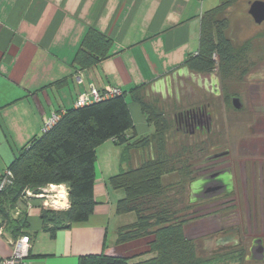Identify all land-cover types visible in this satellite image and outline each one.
<instances>
[{
  "label": "crops",
  "instance_id": "0c3cea01",
  "mask_svg": "<svg viewBox=\"0 0 264 264\" xmlns=\"http://www.w3.org/2000/svg\"><path fill=\"white\" fill-rule=\"evenodd\" d=\"M220 2L0 0V185L5 169L19 149L41 133L45 120L56 111L72 108L76 96L88 92L90 86L100 92L115 87L125 93L143 86L142 93L153 94L152 85L169 83L186 70L178 67L188 55L197 53L201 18ZM91 27L112 39V56L79 71L73 57ZM126 100L137 135L151 136L153 127L139 105L129 96ZM101 145L95 150L96 206L86 221L59 230L52 237L43 231L39 218L40 209L49 206L46 198L20 200L17 204V211L28 224L21 235L30 240L29 264H78V258L85 255L130 257L147 250L146 238L116 244L117 229L134 223L136 218L133 213L116 214V203L124 192L108 183L120 169L123 148L113 144L118 151L113 155L109 151L103 159L107 148ZM135 154L133 167L137 165ZM54 188L65 193L59 210H66V187L53 185L48 190L53 193ZM0 229L3 259L11 255L14 239L6 228Z\"/></svg>",
  "mask_w": 264,
  "mask_h": 264
},
{
  "label": "trees",
  "instance_id": "16d2710c",
  "mask_svg": "<svg viewBox=\"0 0 264 264\" xmlns=\"http://www.w3.org/2000/svg\"><path fill=\"white\" fill-rule=\"evenodd\" d=\"M220 1L219 6L203 14L197 53L188 55L179 69L205 76L214 73L215 65L220 73L228 72L234 65L239 50L225 35V22L219 19V14L224 7L240 0ZM111 46V38L91 27L73 57V64L79 71L94 67L112 56ZM143 88L138 86L128 93L119 89L121 95L118 97L81 107L75 106L78 94L72 108L54 112L57 119L50 125H43L41 133L30 138L5 169L11 176L0 185V228H6L16 240L28 227L16 209L17 204L43 194V189L53 185L66 187L69 206L66 210L41 208L39 218L43 231L53 237L59 230L86 221L96 206L93 197L95 150L111 140L115 146L123 148L120 169L108 179L112 189L124 192L115 211L118 215L133 213L136 218L134 223L117 229L116 244L146 238L149 239L147 250L130 257L103 253L85 255L78 258V264H202L197 244L185 236L184 216L178 214L177 202L166 201L164 196L167 187L163 177L176 173L174 163L181 155L178 150L167 152L164 133L168 129V119L146 101L147 91L142 93ZM104 91L98 92L102 96ZM126 96L139 105L146 122L153 127L151 136L137 135ZM153 142L157 143L156 153L142 158L132 167V152H142Z\"/></svg>",
  "mask_w": 264,
  "mask_h": 264
},
{
  "label": "flooded vegetation",
  "instance_id": "af4514ba",
  "mask_svg": "<svg viewBox=\"0 0 264 264\" xmlns=\"http://www.w3.org/2000/svg\"><path fill=\"white\" fill-rule=\"evenodd\" d=\"M262 78L257 73L247 78L248 83L245 78L243 98L234 85L229 86L231 91H224L220 78L215 83L217 89L213 80L208 79L197 92L190 85L191 76L186 70L169 83H158L152 91L163 104L179 108L172 112L165 140L167 144L177 142L182 184L187 186L188 201H195L187 204L185 210L197 205V210L201 211L183 217L186 238L198 242L197 235L189 237L186 231L193 218L197 217L195 221L200 223L195 232L205 230L204 220L214 223L215 228L210 233L216 252L212 254L236 256L240 264H264V138L258 142L249 135V132H263L264 120H259L258 124L253 121L254 125L250 124L245 131L246 138L231 142L232 145L220 138L238 122L235 114L250 113L248 119L251 113L264 114V83L258 86ZM232 79L228 80L231 84ZM194 99L197 100L193 104ZM219 106L228 108L232 119L224 118ZM188 137L195 138L188 142ZM241 201L244 202L245 223L240 222V217L234 223L230 217L235 210L240 212ZM190 232L192 234L193 229ZM198 237H202L201 233Z\"/></svg>",
  "mask_w": 264,
  "mask_h": 264
},
{
  "label": "rangeland",
  "instance_id": "374dc122",
  "mask_svg": "<svg viewBox=\"0 0 264 264\" xmlns=\"http://www.w3.org/2000/svg\"><path fill=\"white\" fill-rule=\"evenodd\" d=\"M253 1H256V0L237 1L232 6L224 7L220 11V14H219V19L225 22V30H224L225 35L230 39L234 48L237 51L239 50V52L236 53L237 60L235 61L234 65L228 70V72L220 73L217 65H215L213 72L216 73L217 79L219 78L221 79V86L224 87V91H231V88L229 86L234 85L236 87L235 90L238 92H241L242 98H243V92H246L245 85L243 83L245 78L248 83L249 79L247 78H249L250 75L257 73V75H262L263 77L261 80H259L261 81V83L259 82L258 86H261V84L264 83V22H262L261 24H255L252 18L249 16L248 14L249 5ZM259 1H264V0H259ZM232 78H234V83L231 84L229 81L233 80ZM217 83H218V80H217ZM190 85L193 86L192 88L194 90H196L197 92H200L199 87L198 89L197 86L191 82H190ZM144 97L146 98V101L150 102L156 108L158 112L164 113L166 115V118L168 116L167 126L169 129L171 125L170 118H171L172 112H174L175 110L179 108L177 106H172V105L169 106L167 104H163L159 97H156L150 92L149 93L147 92ZM196 100L197 99H194L192 103L194 104ZM127 102L129 103V101ZM220 109H222L224 112V116H225L224 118H228V116L230 115L228 108L226 109L225 107H220ZM245 113L240 112L238 114H235L237 118L236 120H238V122H236L235 125L232 124L231 128L228 129V131L224 133L226 136L224 135L223 137L220 138L221 141H225L229 145H232L230 144L231 142L234 143L240 139L246 138L245 131L248 129V126L250 124L254 125L253 121H258V122H255L258 124L259 120L261 119L264 120V114L256 113L252 115L251 113V116H249L250 119H248L247 116L250 113L248 115H246ZM229 117L232 119L231 116ZM168 129L164 133L165 136L168 134ZM249 135H250V138L257 139V141L259 142L260 140L264 138V131L260 133L259 132H256V133L249 132ZM194 138L195 137H188L187 141L191 142L193 141ZM175 143L177 145V142ZM175 143H170L167 145L168 146L166 149L168 150L167 152L176 151L177 146L175 145ZM227 143H225V146L227 145ZM101 147L104 149L107 148L106 150H104L103 159L105 158V154L106 156H109V151H110V154L112 155H113V152L118 151L117 147L113 146V144L103 143ZM150 147L144 149L142 152L140 150H135L134 152H132V154L136 153L135 160H136L137 165L141 162L139 157L141 159L149 158L150 156L154 155L153 154L154 152L156 153L157 143L153 142ZM100 150H98V156L101 155ZM138 155L140 156L138 157ZM174 164L176 168L175 169L176 173L173 175H165L163 177L164 185H166L167 187L164 192L165 194L164 196L167 198L166 201L177 202L175 206L178 209V214L181 215L182 217L185 216V214L195 215V214L201 213V211L197 210L196 208L197 205L189 206L188 209L185 210L187 208L186 207L187 204L189 203L193 204L195 203V201H188L187 186L185 187L182 184V177L180 176V170H179L180 160ZM123 166H126V165L124 164ZM53 193L48 190L45 194L46 196H49L47 197L48 199L47 198L46 199L43 198V199L49 201V206H47V208L53 209V210H59L60 209L59 202L58 201L56 202V200H53V198H55L54 196L52 197V199L50 198V196H52ZM27 196L31 197V195H27ZM34 199H40V198L38 196H35ZM161 199H164V198L161 197ZM243 206H244V202L241 201L240 207H239L240 212L238 213V211L235 210L232 213L230 218L232 219L234 223L238 222L239 217L241 218L240 222L245 223V217H244L245 213H244ZM14 216H17V215L14 214ZM195 219H198V218L196 217L192 219L189 225H187L186 231L189 235H191L189 237H194L197 235L196 237L198 239L196 240H198V242H196V244L198 246V251H199L198 256L199 258H201L202 264H240L235 258L236 256H232L229 254H226V255L225 254H218V255L212 254L216 252V250H214L216 245H214L215 240L213 239V236L211 235L210 231H212V229L215 228V224L205 222L206 220H204L203 223H205V227H206L205 230L202 232L201 231L195 232V227L200 224L198 221H195ZM192 229H193V233L190 234L191 233L190 231ZM200 233L202 236L201 238L198 237ZM19 237H23V235ZM241 240L244 241V238L242 237ZM13 242H15V240H13L11 243ZM28 252L29 250L27 251V253Z\"/></svg>",
  "mask_w": 264,
  "mask_h": 264
},
{
  "label": "built area",
  "instance_id": "2783aa9c",
  "mask_svg": "<svg viewBox=\"0 0 264 264\" xmlns=\"http://www.w3.org/2000/svg\"><path fill=\"white\" fill-rule=\"evenodd\" d=\"M78 83H81V81L78 80ZM103 93L104 95L101 96L100 93L93 86H90L88 92L80 93L77 96L75 106L81 107L91 102H96V101L98 102L103 99L118 97L121 95V91L115 87H108L105 89ZM56 119H57V116L53 114L49 119L45 120L44 126L52 124ZM10 176H11V172L9 170H5L3 172L1 185L6 183L8 181V178H10ZM52 187L53 186H49V188H52ZM47 191H48L47 188L43 189V194L38 195V197L39 198L49 197L45 195ZM27 195H30V193L27 192ZM53 196L55 197L53 198V200H56L57 202L58 199L56 195H52L50 197L52 198ZM11 245H12L11 255L8 258L0 259V264H29L27 261V258H28L27 251L30 248L29 237L26 235H23V237H19L18 239L15 240V242L11 243Z\"/></svg>",
  "mask_w": 264,
  "mask_h": 264
},
{
  "label": "water",
  "instance_id": "95a60500",
  "mask_svg": "<svg viewBox=\"0 0 264 264\" xmlns=\"http://www.w3.org/2000/svg\"><path fill=\"white\" fill-rule=\"evenodd\" d=\"M248 14L252 18L255 24H261L262 22H264V1L256 0L251 2L249 5ZM190 74L193 84L196 85L197 87L202 88L206 80L212 79L214 88L217 89L215 84L217 83L216 73H211L210 75H205V76L200 74H193V73ZM152 86H151V90H153ZM235 100L239 101L238 98H235ZM236 108L239 109L240 107L237 106Z\"/></svg>",
  "mask_w": 264,
  "mask_h": 264
},
{
  "label": "bare ground",
  "instance_id": "6f19581e",
  "mask_svg": "<svg viewBox=\"0 0 264 264\" xmlns=\"http://www.w3.org/2000/svg\"><path fill=\"white\" fill-rule=\"evenodd\" d=\"M56 190H58V191L55 192ZM53 192H55L58 201H60L62 203V204L59 203L60 204V208H61V206H63V201L65 199V193L62 190H59L58 188H54Z\"/></svg>",
  "mask_w": 264,
  "mask_h": 264
}]
</instances>
